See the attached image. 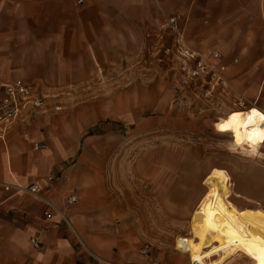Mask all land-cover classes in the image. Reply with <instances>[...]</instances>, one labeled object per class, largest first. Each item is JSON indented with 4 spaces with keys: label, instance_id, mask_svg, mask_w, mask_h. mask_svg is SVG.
I'll return each mask as SVG.
<instances>
[{
    "label": "crops",
    "instance_id": "0c3cea01",
    "mask_svg": "<svg viewBox=\"0 0 264 264\" xmlns=\"http://www.w3.org/2000/svg\"><path fill=\"white\" fill-rule=\"evenodd\" d=\"M173 16L181 19L192 48L221 55L230 68L226 78L243 104L256 105L264 114V0H0L3 80L95 97L79 109L16 126L6 144L0 142V264H101L87 250L88 232L82 226L99 207L98 201L89 202L100 191L97 176L81 164L77 174L75 164L63 163L76 154L72 143H85L89 128L125 108L129 117L136 113L135 100L126 106L115 101L119 90L106 80L126 81L128 96L135 97V82L146 79L137 70L146 69L155 40L148 33ZM78 122L81 133L71 130ZM42 142L50 147L33 151ZM258 146L256 151L240 148L258 159L241 161L232 175L240 198L234 205L260 236L264 260V134ZM51 175L57 176L55 187H47ZM13 179L39 184L41 198L5 191ZM72 192L81 198L77 207L63 202ZM49 207L52 217L47 219ZM31 238L40 242L39 249Z\"/></svg>",
    "mask_w": 264,
    "mask_h": 264
},
{
    "label": "rangeland",
    "instance_id": "374dc122",
    "mask_svg": "<svg viewBox=\"0 0 264 264\" xmlns=\"http://www.w3.org/2000/svg\"><path fill=\"white\" fill-rule=\"evenodd\" d=\"M155 60L151 53L146 69L137 70L146 79L135 82V97L128 96L126 81L106 80V85L119 90L115 101L126 106L129 99L135 100L136 113L129 117L125 108L114 119L89 128L83 133L85 143H72L76 154L63 163L75 164L77 174L81 164L97 176L100 191L89 202L98 201L99 207L82 226L88 232L86 248L93 259L101 258V264H190L191 257L178 242L191 237L192 218L208 190L206 178L217 174L230 193L232 187L231 202L240 205L232 174L241 161L258 159L247 157L233 144L236 136L216 130L219 118L237 112L247 119L249 114L240 110L256 105H237L244 100L231 86L226 94L194 101L176 90L168 67ZM65 91L58 98L63 110L41 118L57 117L95 99L80 95L81 90ZM77 116L80 121L81 113ZM71 130L81 133L83 129L78 122L72 123ZM56 179L51 175L47 187H55ZM261 255L262 249L255 259L238 255L227 264H264Z\"/></svg>",
    "mask_w": 264,
    "mask_h": 264
},
{
    "label": "built area",
    "instance_id": "2783aa9c",
    "mask_svg": "<svg viewBox=\"0 0 264 264\" xmlns=\"http://www.w3.org/2000/svg\"><path fill=\"white\" fill-rule=\"evenodd\" d=\"M155 39L150 52L156 62L166 65L176 82V90L192 96L194 101L211 100L218 94H226L230 84L226 78L229 66L222 62L218 52H204L192 48L187 41L186 32L178 16L168 17L159 24L155 33L148 37ZM237 60H234V64ZM65 91L48 92L42 84H30L20 79L5 81L0 75V142L6 144L12 130L18 125H29L39 117H52L63 110L58 99ZM239 106H244L239 99ZM264 112V111H263ZM46 143H36L35 151L47 149ZM14 190V194H26L40 199L43 189L36 183H21L13 179V184L6 185L5 191ZM77 194L68 195L64 203L67 207L77 204ZM44 216L52 217L49 207ZM35 249L40 248V242L31 238ZM102 262L98 255L94 256Z\"/></svg>",
    "mask_w": 264,
    "mask_h": 264
},
{
    "label": "bare ground",
    "instance_id": "6f19581e",
    "mask_svg": "<svg viewBox=\"0 0 264 264\" xmlns=\"http://www.w3.org/2000/svg\"><path fill=\"white\" fill-rule=\"evenodd\" d=\"M240 112L249 114L248 118L233 112L218 119L216 130L236 136L244 152L256 151L264 134V114L256 107ZM204 183L208 190L192 218L191 237L178 242L191 257L190 264H227L238 255L255 259L262 249L261 238L231 202L223 180L214 173Z\"/></svg>",
    "mask_w": 264,
    "mask_h": 264
}]
</instances>
